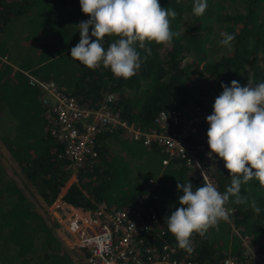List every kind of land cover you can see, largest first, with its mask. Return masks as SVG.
Segmentation results:
<instances>
[{"label":"trees","instance_id":"16d2710c","mask_svg":"<svg viewBox=\"0 0 264 264\" xmlns=\"http://www.w3.org/2000/svg\"><path fill=\"white\" fill-rule=\"evenodd\" d=\"M207 3L205 13L197 17L192 10L194 0H160L161 6L178 13L170 26L179 35L168 45L148 44L150 56L138 48L146 59L134 76L124 79L103 66L91 70L71 58L70 50L80 40L77 24L89 18L79 0H0V57L9 58L13 25L17 21L23 25L12 56L18 68L0 58V141L16 162L18 173L36 188L47 206L60 198L81 210L99 203L123 207L144 190L149 177L154 178L157 196L152 204L164 229L162 240L175 247L178 257L216 264L229 255H240L243 249L225 221L219 222L218 230L209 228L204 237L193 234L192 253L177 246L164 222L179 207L182 192L177 183L190 181L194 189L200 186L181 161L171 159L162 165L163 154L156 147L130 140L118 128L98 136L97 156L87 159L71 181L68 159L62 154L64 145L46 129L41 91L24 73L55 82L84 105H99L107 94H113L111 108L145 129L161 110L212 106L223 91L221 83H264V0ZM222 32L235 35L231 47L220 44ZM115 39L106 37L105 47ZM202 141L210 150L206 133ZM143 165V176L130 177ZM213 176L224 193L231 183L227 169ZM258 186L255 179L249 181L242 185L241 195L255 199L261 208L259 215L248 204L234 203V197L227 204L238 209L235 223L241 232L264 245V189ZM46 221L45 213L0 164V264H84L63 250Z\"/></svg>","mask_w":264,"mask_h":264},{"label":"built area","instance_id":"2783aa9c","mask_svg":"<svg viewBox=\"0 0 264 264\" xmlns=\"http://www.w3.org/2000/svg\"><path fill=\"white\" fill-rule=\"evenodd\" d=\"M0 58L9 64L6 57ZM24 73L41 91L46 129L64 145L62 154L68 159L71 181L87 159L97 156L98 136L119 128L125 137L156 147L163 154V165L171 159L179 160L200 186L211 182L222 193L213 174L225 169L224 162L215 154L209 156L210 150L202 141V133H207L209 127L206 117L212 113L213 105L161 110L152 126L145 129L111 108L113 94H107L99 105H84L55 82ZM154 183L155 179L149 177L144 190L123 207L99 203L93 209L81 210L57 199L50 209L65 248L84 264H207L176 256L175 247L162 240L164 229L152 204L157 196ZM225 208L229 212L225 222L243 249L240 255H229L216 264H264V245L241 232L235 223L236 207L226 204Z\"/></svg>","mask_w":264,"mask_h":264},{"label":"clouds","instance_id":"9594fccd","mask_svg":"<svg viewBox=\"0 0 264 264\" xmlns=\"http://www.w3.org/2000/svg\"><path fill=\"white\" fill-rule=\"evenodd\" d=\"M81 11L89 18L78 23L80 40L71 48V58L91 70L103 66L117 78L129 79L141 67L139 49L151 55L150 43L168 45L174 33L171 20L178 13L161 6L160 0H79ZM207 0H194L193 14L202 16ZM91 29V31H90ZM220 44L231 47L234 34L222 32ZM106 37H116L105 47ZM94 38V39H93ZM223 91L215 98L213 110L206 117L209 125L207 144L209 156L215 154L224 162L231 177L224 193L211 182L198 186L177 183L179 207L164 218L168 232L180 249L192 253L193 234L204 237L209 228H217L221 220L229 219L225 205L230 197L236 204H248L259 215L261 208L253 198L241 195V187L249 181H258L264 189V83L246 86L231 81L221 83ZM60 199V198H59Z\"/></svg>","mask_w":264,"mask_h":264},{"label":"rangeland","instance_id":"374dc122","mask_svg":"<svg viewBox=\"0 0 264 264\" xmlns=\"http://www.w3.org/2000/svg\"><path fill=\"white\" fill-rule=\"evenodd\" d=\"M226 11L230 12L231 10L229 8ZM20 29H21V22L17 21V23L13 25L10 31L9 40L7 39L9 47H10V54H9L8 60H12V56L15 55V52L19 46ZM0 164H3L5 166L6 175L8 176V178L14 180L17 183V185L21 188V190L24 192L26 197L34 204V206L37 209H40L41 212L45 213V217L47 219L46 222L48 223V225L51 226L56 237L59 238V241H60V244L62 245L63 250H65L67 253H69V255L72 256L71 250L66 249L64 244L62 243L63 240L61 238L60 232L58 231V229H60L58 226L59 224L56 222V219H54V215L51 213L50 207L47 205H44L36 188L31 183H29L28 180L23 175H20V173H18L19 168L16 162L12 159L10 154L4 148L1 141H0ZM130 165H131V162H130ZM136 173L137 175L140 174L143 176V173L140 170L137 172L133 171V175H136ZM132 178H135V177H132ZM0 247H1V244H0Z\"/></svg>","mask_w":264,"mask_h":264},{"label":"crops","instance_id":"0c3cea01","mask_svg":"<svg viewBox=\"0 0 264 264\" xmlns=\"http://www.w3.org/2000/svg\"><path fill=\"white\" fill-rule=\"evenodd\" d=\"M21 26H23L22 25V23H21ZM19 38V37H18ZM20 39V38H19ZM14 57V56H13ZM12 57V58H13ZM9 61V60H8ZM11 64V66L15 69V68H18V64L17 63H15V62H13V60H10L9 61ZM127 138V137H126ZM130 139V138H129ZM130 140H133V139H130ZM133 141H135V140H133ZM137 142H140V141H137ZM140 143H142V142H140ZM143 144V143H142ZM163 156V155H162ZM163 165V164H162ZM141 171H142V173H143V175L145 174V172H146V168H145V166L143 165L142 166V168H141ZM136 175H137V173H136ZM136 175H133V173H131L130 174V177H137V176H139V177H141V175L140 174H138L137 176ZM59 200H61V199H59ZM50 207V206H49ZM51 213L54 215V213L51 211Z\"/></svg>","mask_w":264,"mask_h":264}]
</instances>
